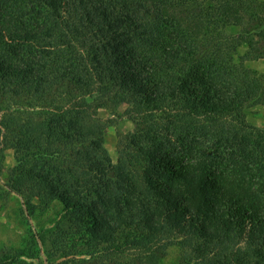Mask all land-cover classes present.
<instances>
[{
    "label": "trees",
    "instance_id": "1",
    "mask_svg": "<svg viewBox=\"0 0 264 264\" xmlns=\"http://www.w3.org/2000/svg\"><path fill=\"white\" fill-rule=\"evenodd\" d=\"M261 41L264 0H0L6 192L59 208L0 264H161L172 244L197 255L181 264H264ZM135 97L113 162L99 111Z\"/></svg>",
    "mask_w": 264,
    "mask_h": 264
},
{
    "label": "rangeland",
    "instance_id": "2",
    "mask_svg": "<svg viewBox=\"0 0 264 264\" xmlns=\"http://www.w3.org/2000/svg\"><path fill=\"white\" fill-rule=\"evenodd\" d=\"M231 32H234L235 35H242L243 33L241 28ZM257 47L262 52L264 49V41H261ZM248 50L247 45L243 43L238 47L237 55H244ZM246 64L248 67L264 73V56L250 58ZM145 110L146 102L140 97H135L131 102L123 103L115 109H101L99 111L102 118L112 120L105 133V146L113 162H117L119 157V138L133 132L135 127L133 119L141 118ZM246 121L253 126L263 128L264 105L259 104L249 107L246 110ZM0 142V256H4L5 254L13 253L15 250L23 248L29 237L28 229L30 225L35 226L37 229L51 225L57 217L56 212L59 208L55 207L54 211L48 212H43L40 209L34 216H31L29 213H25V216L22 214L21 207L25 199L16 193H7L5 186V184L10 182L9 173L15 164V151L8 147L5 140L0 139ZM33 202L37 203V200L34 199ZM116 244L121 249L113 253L112 256L114 258L119 260L127 258L137 260L140 257V250L126 246L124 238H119ZM83 256L86 257L85 255ZM192 257H197L194 254V249H184L180 245L172 244L167 247L165 254L160 257V263L181 264ZM88 263L90 262L86 264Z\"/></svg>",
    "mask_w": 264,
    "mask_h": 264
}]
</instances>
